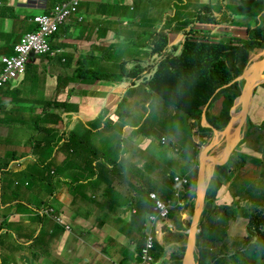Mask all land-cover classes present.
<instances>
[{
    "label": "crops",
    "instance_id": "crops-1",
    "mask_svg": "<svg viewBox=\"0 0 264 264\" xmlns=\"http://www.w3.org/2000/svg\"><path fill=\"white\" fill-rule=\"evenodd\" d=\"M57 1L61 0H7L8 6H5L3 5V0H0V34H16L15 37L22 38L25 34L30 33L25 31V27L36 28V24L33 21L34 17L46 13ZM118 1L119 0H84L80 13L72 16L66 21V24L61 28L60 33L54 41V45L62 49V54L57 58L51 56L32 57L28 64V73L25 80L10 89L8 109L14 110L16 114L20 113L22 115L15 118V120L17 123H24V128H17L11 121L4 122L7 124L10 123V127L5 133L7 136H5L4 144H0V167L8 163L9 153L15 149L13 143L16 140L20 144L17 152H21L22 156L17 157V154H14L13 160H20V158L24 157H28V159L20 162L19 167H12L10 169L11 174L9 176V182L14 179L16 181L10 188L9 198L5 197L9 189L8 186L5 187L1 183L4 189H1V201L3 203L0 205V251L3 245L5 246L4 243L3 245L1 244L2 235L3 241L4 236L9 235V230L6 228L7 223H2L6 221V218H9V220H16L15 223L19 222L21 225V229L18 228L16 232H22V234L13 233V236H15V244L12 243V247L14 249H17L16 246L20 245H22L20 248L25 247L26 245H24V242L20 241V239L30 243L27 242V250H17L13 254V257L8 259L7 262L0 259V264H43L44 259L51 263L57 262V264L128 263L134 259V257L130 255H134L135 251L139 250L143 242V239H137L134 236L135 232H128L125 224L113 229L101 228L100 226H96L98 220H95L93 213L89 215L81 214L80 207L83 205L84 197L76 192V189H74L75 185L69 189L72 190V193H76L75 201L77 203L70 201L69 194L72 193L64 192L66 190L60 187L57 188V195L61 193L59 197L48 198L47 195L49 190L44 182L50 175L45 174V172L40 173L43 179L39 182L27 181L23 173L21 177L19 176V172L32 171L33 168H31L30 165L38 164V167L41 168L43 162H50L54 169L61 166L63 168V174L78 176L80 172L74 165L76 161L80 159L95 158L102 154L108 155L107 159L113 154L112 157L117 161L121 159L123 155L129 157L131 153H127L128 149L126 150V143L127 140H129L127 139L128 134L138 138L142 132L141 128H144L147 137L150 136L152 139H144V141L140 142V145L150 150H154V147L157 146L156 144H158L160 136H158V134L155 136V131L159 129V126L156 125L155 129H153L150 134L151 125H154L151 109L149 104L145 105L140 101L142 97L148 95L149 92L148 89L143 88V84L145 83L144 86L149 87V80L154 74V62L149 54H144L139 57L142 58L144 66L147 68L145 70V75L143 73L140 76V84L131 83L129 79L126 81L118 79L114 81L106 80L96 83L90 82L84 78L85 81H83L79 79L80 76L76 74L81 66H85L89 69H94L96 67L92 59L93 55L90 51L91 48H88L87 44L95 37L96 30L101 31L104 29V26L109 25L111 20L121 18V16H118V10L122 0H120V2ZM219 1L221 0H217V2ZM103 2H107V4ZM217 14L220 16L222 15V13L218 12ZM82 16L85 20L80 18ZM162 16L163 12L161 13V19ZM247 16L248 15H246V18ZM163 24L164 27H169L167 23L163 22ZM226 26L225 24L217 25L220 30L223 29L221 27L225 28ZM235 26L238 25H234V27ZM110 28L111 27H109V29ZM168 32L170 36L173 37V41L171 42L173 45L176 43L174 36L175 31L168 30ZM135 33H138V31L136 29H131V27L125 31L123 35L126 36V38L129 36V39L125 38V42L130 43L131 35H135ZM121 38L113 45H122ZM13 44H15V40H13L12 37H7L6 39L2 38L0 40V46L3 48H10ZM64 59H66V61H64ZM132 64L134 65V62H131L130 69ZM0 67H2L1 64ZM99 68L97 70H99ZM103 68L109 71L110 66H103ZM44 84L48 89V93L46 94L39 91ZM27 88L29 90H27ZM46 95L49 96L47 102H67L71 105L68 111L55 109L57 112L64 114L65 125H60L58 121L56 122L58 123V131L56 134L57 146L54 147L55 151L53 156L46 153L49 146L44 144L45 135L42 132L33 139H28L26 144L24 143L27 137L20 134L26 131L27 125L25 124V120L32 119L31 116H24L27 110L22 109L21 106L35 107L33 112L28 109L30 114H35L37 118L38 116L42 117L43 114L41 113L44 111L39 110L36 106L41 107L47 103L39 100ZM58 96L60 100H58ZM55 110H49L47 112H56ZM258 110L259 109L256 111ZM116 113L117 116L115 115ZM1 115L2 113L0 112V116ZM111 116L114 117L115 125L109 122ZM132 118H134L132 121L135 125L131 123ZM13 119L14 118H12V120ZM138 119H142V121L139 122ZM99 120L100 126L98 127L97 123ZM29 122L28 120V123ZM1 133L2 132H0V134ZM27 135L29 136V133ZM39 141L42 143L40 144ZM194 141L197 143L196 139H194ZM51 142L52 141H48L47 143ZM0 143H2L1 140ZM94 144L98 146L99 151L89 152L87 146H93ZM107 145L116 146L118 150L111 152ZM5 146H8V149H5ZM221 150V147H218L211 151H214L212 152L214 154ZM151 152L153 153V151ZM193 156H195L194 149H187V155L185 157L193 158ZM99 160H102L101 157ZM228 160H230V156ZM22 164H24V168H22ZM134 164V168H138V165H136V163ZM108 166H110V164H108ZM108 166L103 168L107 169ZM47 169L49 171L50 168ZM156 169H158L157 182L150 181L151 172L149 170L147 173L148 175L142 176L141 183L143 182V184L140 183V186H137L135 190V192H137L131 194L139 197L137 201H134L131 196H128L129 200L126 202H120L113 197V192H116L117 195L124 194L125 188H122V184L125 181L117 186L105 188V184L107 183H102L97 178L98 182L92 185H97L98 191H100L103 196H106L102 200L104 204L108 201L107 204L113 206L128 205L131 213L133 212V208L143 209V217H145V213L149 209L145 208L146 200L144 199V202H142L139 196L140 193L143 195V189H148L144 185H148L152 188L151 191H155L162 198L166 199L173 196V192L169 190L170 182L168 174H163L158 167ZM215 169L216 167L214 170ZM7 172L8 171L4 173L0 172V175L4 176ZM103 175L110 177L109 172L106 171ZM81 176L84 177L89 175L85 172L81 173ZM153 183L155 186L151 185ZM6 185H8V183H6ZM116 187H119L120 190L115 189ZM87 190L88 186L86 191ZM48 204H53L54 206L56 204L59 210L65 213L63 214L65 217L67 216L74 221L73 225H71V230H65L60 233L61 235H54L50 233L49 229L53 227V223L46 217H38L33 214V212L31 214L33 217L28 219L20 217L21 213L28 212V206L39 208ZM103 209H107L106 205L103 206ZM139 213L140 211L138 213H132V215H134L133 217L136 215L134 219L136 231L144 233V226L140 223L142 217H137ZM183 216L184 214H182V217ZM42 218L46 220L40 221ZM182 219L185 220L184 217ZM167 223L173 224L172 221H167ZM85 224H87V226ZM2 226H4L5 229H2ZM38 228H42V230L39 232ZM33 229H35V231H33ZM82 229L87 231L85 235H82ZM109 231L111 232V238L109 242H106L105 234ZM35 243L40 244L44 249L34 248ZM178 243L180 242L171 239L169 243L159 244L164 248L166 247L172 250V247L169 245H176Z\"/></svg>",
    "mask_w": 264,
    "mask_h": 264
},
{
    "label": "trees",
    "instance_id": "trees-1",
    "mask_svg": "<svg viewBox=\"0 0 264 264\" xmlns=\"http://www.w3.org/2000/svg\"><path fill=\"white\" fill-rule=\"evenodd\" d=\"M147 1H150L148 5L145 3ZM118 2H120V0ZM165 2V4L163 3L160 5L156 0H122L118 10V16H121V19L128 22L131 29H136L138 32L141 31L142 35L148 36V34H150V38L147 40L150 44V50H146L145 54H151L149 53L151 50L154 53L162 51L171 53L163 60L162 66L151 82V86L157 94L164 100L178 106L192 118H201L203 108L206 104L211 102L212 105L215 101L222 99L223 108L217 116H213L211 119L209 118V120L217 129L224 130L227 128V125L232 118L231 109L234 102L242 93L245 84V78L237 81L234 80L240 76L249 65L251 53L256 48L264 47V0H245L243 5L237 6V11L244 14L242 18L243 23L249 26V37L230 38L228 41H221L220 38L217 39L218 41L212 40L213 38L220 36L222 33V30H220L217 25H214L217 23L213 13L215 5L209 4L208 2H199L198 0H166ZM161 12H163L162 19L160 18ZM246 15H248L247 18ZM163 22L167 23L169 27H164ZM168 30L183 32L187 38L185 41H180L173 46L170 43ZM1 35L2 34H0V36ZM15 35L16 34H8L7 37H12L13 40H15V44H17L21 41V37L17 38ZM7 37L3 39H6ZM126 39H129V36H127ZM131 42H122V45L117 44V46H128L131 45ZM133 42L135 43L136 39ZM8 45L11 46L10 44ZM13 47L14 46L5 49L9 51ZM125 56L126 58L119 66L122 67V76H120V73L117 75L114 73H109L108 75L104 73L102 74L97 70L99 67L96 65L94 69L81 66L77 75L80 76L79 79L82 78L83 81L86 79L90 82L101 80L114 81L116 79L121 81L129 79V81H131L140 78V73L143 69L142 66L132 64L131 69L127 68L131 62L139 59L133 58L132 56H135L133 53L127 52ZM133 59L135 60L133 61ZM23 79L24 78L19 79L17 82L22 83ZM230 83L231 85L229 86ZM10 91V85L0 88V112L2 113L0 122L11 121L17 128H24V123H17L15 118L13 120L11 119V116H14L16 112L8 109ZM53 104L54 106L56 105L57 109H63L65 111H68L71 108L70 103L67 102H53ZM43 119L48 121L45 123L48 125L52 121V125L49 127H43L40 122ZM61 120H65L64 114L57 111L46 112L42 117L38 116V118L32 117L31 120L29 119L30 122L34 121V124H38V130L45 135L44 144L49 146L46 153L50 156H53L55 151L54 147L57 146V125ZM57 121L58 123H56ZM250 121V124H252V119H250ZM109 122L112 125H115L113 120L110 119ZM262 124L264 125V122ZM194 125L195 122L191 121V134L193 136H198L200 130L203 128L195 127ZM197 125H200V122H198ZM254 126L255 125H251V127ZM213 135V130L208 129L206 136L201 139L200 146L207 145L209 138ZM201 137H203V135H201ZM48 141L52 142L47 143ZM1 142L2 143L0 144L3 145L4 142ZM39 143L41 144L42 142L39 141ZM192 145H194V143ZM87 147L89 152L99 151L98 146L95 144ZM194 149L198 151L196 146H194ZM112 155L113 154L110 155L109 159H107L108 155L102 154L95 158L80 159L76 161L74 167L80 172L78 176L63 174V168L61 166L54 169L53 167H50L52 166L50 162H43L44 168L47 171V168L54 169L49 178L44 182L48 187L49 194L52 198L59 197L61 195V193L57 195V188L59 186L71 188L75 185L74 189H76V192L80 193L82 197L88 196L89 194L86 193L85 188L87 187V184L80 182V179H82L81 173L87 172L90 177H93V179L98 178L102 183L110 182L112 178L103 174L105 171L110 172L115 170L113 167L117 163V160L114 159ZM100 157L102 160H99ZM233 158L234 156L232 158L230 157L231 165L233 164ZM248 159L257 160L256 158L251 157L250 154H247L241 156L237 162L244 164ZM108 164H110V166H108ZM106 166H108L107 169L103 168ZM218 169L226 180L227 167L222 166ZM0 172H4V167H0ZM10 174L11 172L9 170L6 175H0V205L2 197L1 189H4L3 185L5 187L8 186L6 183H9ZM23 175L27 181L30 180V182H39L43 179L41 178L42 174L34 173L32 171H24ZM222 182L223 181L217 179L211 181L208 199L213 200L217 189ZM139 184L138 186H140ZM195 185L196 179L193 180L192 187L194 188ZM254 191H256V189L252 186L250 192ZM149 192L150 189H143V195L142 193L139 195L142 202H144V199L146 200L145 208H147L151 202L149 199ZM69 195L70 201L77 203L75 201L76 193L73 192ZM237 202L242 208L240 209L237 203L236 211L238 213H236L235 208L229 207V216L225 223V237H230L235 234V239H237L242 235L247 226V237L244 238L245 242L241 245V258L239 264H244V262L246 264H264V234L257 225L258 220L256 213L258 212V207L253 205L247 207L246 205H242L239 200H237ZM50 205L54 206L53 204ZM104 205H106V208L108 209L113 207V205L107 203ZM55 207H57L56 204ZM191 212H193V205L191 206ZM143 213L144 210L140 209V213L137 217H143ZM206 214L207 213H205V215ZM233 218L235 219L234 221ZM230 222L232 223L231 227L229 226ZM188 225L189 222H187L186 226H183L184 229H186ZM206 225L207 224L202 221L201 234L203 236L208 234ZM2 229H5L4 226H2ZM181 236L184 237L185 233L181 232ZM207 240L209 241V245L212 248L214 247L213 251L217 249L219 252L221 251L219 234L210 233L207 236ZM233 246L234 243L233 245L231 244L227 250H235L234 247L236 245ZM157 248L160 252H163L166 256L170 257L169 260L164 261V264H182V260L175 255V251L161 246H158ZM211 253L217 255L218 251ZM135 254L136 256L140 255V247L139 250L135 251ZM207 255H209V252L205 250L201 251V254L197 258L200 264H210L213 261L212 259L214 258L205 259V256ZM235 261L237 263V258Z\"/></svg>",
    "mask_w": 264,
    "mask_h": 264
},
{
    "label": "rangeland",
    "instance_id": "rangeland-1",
    "mask_svg": "<svg viewBox=\"0 0 264 264\" xmlns=\"http://www.w3.org/2000/svg\"><path fill=\"white\" fill-rule=\"evenodd\" d=\"M156 1L161 5L164 3L165 0H156ZM198 1L207 3V0H198ZM149 2L150 1H147L145 3L148 5ZM216 2H217V0L213 1V3H216ZM3 5L8 6L7 0H3ZM82 7H83V4H82ZM237 9L238 8H235L234 11L237 15L236 17L239 18L241 13L238 12ZM161 13H160V18H161ZM60 19H62V15L56 14L55 20L60 21ZM111 21H110L108 26H104L103 30H101V31L96 30L95 31V37L92 39V41H89L87 44V47L91 48L90 51L92 52V55H93L92 59H93L95 65L98 67H101V68H99L100 72L102 74L104 73L107 75L109 73H115V75L120 73L121 74L120 76H122L123 75L122 67H119V66L123 62V60L126 58L125 54L127 52L135 54V56H132V57L135 59H139L137 61H134L135 59H133L134 64L144 67V63H143L142 59L139 57L141 55H144L146 49L150 47V44L147 41L150 38V34H148V36L142 35V32L139 31L137 34L131 35L132 36L131 37V40H132L131 45L115 46L113 44L116 41H118L121 37H122L121 41L125 42L126 36H124L123 33L125 31H127L128 29H130L131 26L129 25L128 22H125V20H123L121 18H116V19H113ZM238 22L242 23V19H239ZM54 27H50V28H54ZM109 27H111V28L109 29ZM34 30H35V28L25 27L26 32H32ZM236 34L239 35V33H236L234 31H227L225 34H223L221 36V40L228 41L229 38H231L233 35H236ZM241 34L246 36V33H241ZM1 39H2V37H0V40ZM135 39H136V42L134 43L133 41ZM172 41H173V37L170 36V43ZM20 44H22V41L19 42V45ZM37 47L42 48V47H44V44H40ZM46 48H47V53H52L54 51L53 48L49 47L48 45L46 46ZM5 52H9V51L0 46V54L5 53ZM149 53H151L149 55H150V57L153 58V61L157 62L155 59V53L152 50ZM15 54H16L15 50H12L10 53H7V55H9V56H14ZM25 57L26 58L36 57V54L29 52L28 54L25 55ZM64 60H66V59H64ZM103 66H110L109 71H107L105 68H103ZM127 68L130 69V65H128ZM27 70H28V67L26 66L25 63H23L22 65L19 66V70L16 72L15 71L12 72L11 75H12V77L19 79V78L23 77L24 73H26ZM25 78L23 79V81L25 80ZM139 79H141V78L133 79L130 82L140 84ZM103 81H105V80H103ZM103 81L101 80V81H97V82H103ZM108 82H110V81H108ZM18 84L19 83L17 82V80L13 79V81H11L9 83L10 89H12V87H15ZM51 84H52V82H51ZM144 84H143V88L148 89L149 92H148V95L143 96L140 101L145 105L149 104L150 109H151V116H152V118H154V125H151L152 127L150 128V134L152 133V130L155 129L156 125L159 126V129L157 131H155V136L158 134V136H160V140H159L158 144H156L157 146L154 147V150H150V149H145L144 146L140 145V142L144 141V139H147V138L152 139L150 136L147 137L146 131L144 128H141L142 132L138 136V138L132 137L131 134L130 135L128 134L127 139H129L130 141L127 140L126 150L128 149L127 153L130 152L131 154L129 157L128 156L125 157L126 155H123L121 157V159H119L117 161V163L113 167V169H116V170L115 171L112 170L111 172H109V176H110V178H112L111 181L105 182V183H107V184H105V188L106 187L110 188V187L117 186L118 184L125 181L122 184V188H125L124 194L117 195L116 192H113V197L116 200H119L120 202L128 201L129 200L128 196H131L134 201H137V199L139 197H137L135 195H131V194L135 192L138 184L141 183V181H142V176L143 175L146 176V174L149 172V170L151 172L150 181L157 182V175H158V169H156L157 167L160 169V171L163 174H166V175L169 174L172 170L177 169L181 173L186 174L191 180H195L198 177L199 164L197 163V160L199 159V155L195 149H194L195 156H193V158L180 157V156H177L176 154L173 153V151L175 153H179L178 151H176V148H180V147L185 153H187V149H190V148L192 149L191 144L194 143V139L198 140V137L194 138V136L191 134V130H190L191 119H190V117L187 114H185L184 112L180 111L178 106L173 105L171 102L164 100L162 97H159L157 95L154 96V92H153L152 88L149 89V88L145 87ZM263 87L260 86L257 89L256 95H255V98L253 101V105H252L251 111H250V117L252 118V120L255 123L261 124V125H256L254 130H252L249 133L248 137L245 140V143L241 144L240 146H238L235 149V151L231 155V158L234 156L233 164L231 165V160H230L228 162H225L222 165H218L217 171L213 174V178H212V180L217 179V180H221L224 182L225 178L219 172L218 168L222 167V166H226L227 167V169H226V171H227L226 180L229 183V189H231L232 193L235 195H239L240 191H242L240 203L242 205H253L255 207L264 206V193H262V192L248 193L249 186L246 184L245 181L253 180V179H257V180L262 181V182L264 181V128H263L264 125L262 124L263 120H264V88ZM27 90H29V89L27 88ZM39 91L43 92V94L48 93V89L45 87V84L41 87V89H39ZM48 98H49V96L46 95L45 97H41L39 100L41 102H47ZM58 100H60L59 96H58ZM155 106H156V108L154 109ZM21 108L27 110L26 114H24L25 117H28V116H31L33 118L35 117V114H30V112L28 111V109H30L33 112L35 110V107H33V106H21ZM36 108H38L41 111H44L45 113L49 110L57 109L56 105L54 106V104L51 102H47L44 105H42L41 107L36 106ZM222 108H223L222 99H219L212 106V112H214V113L219 112ZM257 109L260 110V116L256 115ZM44 112L41 114L44 115L45 114ZM115 115L117 116V113ZM20 116H22V115L20 113H17L14 116H11V119L17 118ZM110 119L114 121L113 116H111ZM28 120L29 119L25 120L26 125L28 124ZM132 120H134V118H132L131 121ZM138 121L141 122L142 119H138ZM40 122L42 123V126L46 125L47 127H49L50 125H52V121L49 125L45 124L48 122L45 119L41 120ZM131 123H132V125H135L133 123V121ZM0 124H1L0 125V132H2L0 134V140L4 142L5 138H6L5 136H7V135H5V133L8 131L10 124L4 123V121H1ZM99 124H100V120L97 123L98 127L100 126ZM37 125L38 124H34V121H31L27 125L26 131H24V133H20L21 135H24L27 137L25 139L24 144H26L28 142V139L31 140L34 137L41 134V133H38L40 131L38 130ZM60 125H65L64 120H61ZM195 125H197L196 122H195ZM28 133H29V136L27 135ZM164 133L167 136L166 137L167 142L165 145H163V143H162ZM246 133H247V131H246ZM170 139H172V140H170ZM137 141H138V144H137ZM93 142H95V141H93ZM183 142H185L187 144V146H184ZM95 143H97V142H95ZM177 143L180 144L181 146H174ZM8 144H9V142H8ZM13 145H15V149L9 153L8 163H5L2 165V167H4V172L9 171L12 167H14V168L19 167L20 162L28 159V157H24V158H20V160H13L14 154H17V157L22 156L21 152H17V150L19 149L18 146L20 145L19 142L16 140L13 143ZM107 147L110 148L109 150L111 152H115L118 150V148L116 146L107 145ZM5 149H8V146H5ZM151 151H153V153ZM180 153H182V152H180ZM241 154H243L244 156L247 154H250L251 157H254L257 160L255 161V160L248 159L244 164L239 163L237 161H238V159H240L241 156H243ZM134 163H136V165H138V168H134V166H135ZM40 166H41V163H40ZM30 167L33 168L32 172L38 173V174H40L41 172H45V174L50 175V174H52V172L54 170L53 168H50L49 171H47L44 168V165H42L40 168V167H38V164L30 165ZM22 168H24V164H22ZM22 173H23V171L19 172L20 177H21ZM94 179H93V177H90V175L84 176V177H82V179H80L81 183L84 182L85 184H87L88 190L86 191V193L89 194L88 196H84L83 205H82V207H80L81 214L89 215V214L93 213L95 216V220L96 221L98 220L97 221L98 223L96 224V226H100L101 228L105 227L106 229H113V228H117V227H120L121 225L125 224L127 226L128 232H135L134 236L137 239H143L144 233H142L140 231H136V224L134 222V217H133L134 215H132V213H138L140 211V209L133 208L132 213L130 212L131 210H129L128 205L127 206H123V205L113 206L110 209H108V208L103 209L104 203L102 202V200L106 196H103L100 193V191H98L97 185H92V184H96L98 182L97 179H95V180ZM15 181L16 180L14 179L13 181L8 183L9 189H8V192H6L5 197L9 198L10 188L14 184ZM259 181H256L254 183H258ZM91 182H93V183H91ZM141 184H143V182ZM243 184H244V189H243ZM151 185L155 186L154 183ZM144 186L150 190L152 189L148 185H144ZM59 187L62 188L63 190H66L65 192L72 193V191L69 189V187H64V188L61 186H59ZM54 188H56V187H54ZM85 188L87 189V187H85ZM224 188L225 187L222 186L217 192V199L214 202L216 204V206H215L216 209L213 208L212 204L208 205V207L210 209V214L206 217V219H205V217H202L200 219V221H203L205 224H207L206 229L209 233H211V234L216 233V234L220 235V244L221 245L225 244L226 246H230L231 244L233 245V243H234V246L236 245L235 247L233 246L235 248V250L227 252L226 257H225V255H224V257H223V255L221 257H219L218 255L220 252L218 249L213 251L214 247L211 250L203 247V249H201L199 251V253L201 254L202 250L209 252V255L205 256V259L216 258V262H215L216 264H239V261L241 258L240 251H241V245L243 244V239H235V238L224 236V229L226 227L224 226L222 219L226 222L227 218L218 212V210L220 208L218 206V204H220L222 199H223L222 192H223ZM115 189L120 190L119 187H116ZM48 198H51V197L48 196ZM2 203L3 202L1 201V204ZM237 203L238 202H236L232 206L233 208H235L236 213H238L236 211V208H237L236 204ZM238 205H239V203H238ZM239 208L240 209L242 208L241 205H239ZM27 209H28V212H24V213L20 214L21 218L28 219L30 217H33L31 215L32 212H33V214H35L38 217H46L47 219L51 220L53 223V227H51L49 229H50V233H53L54 235H56V234L61 235L60 233L64 232L65 230H71V225H73V222H74L69 217H67V216L65 217L63 215L65 213L63 211H60L58 207H55L52 205H49L46 207L43 206V207H39V208H34V206H28ZM149 209L156 215L160 214V211L156 210L154 207H149ZM0 214H1V211H0ZM181 217H182V215L180 214L178 209L174 210L169 217L170 221L173 222V225L175 226L176 231L182 230V228H183L181 225H179V221L181 220ZM5 220L6 221L2 222V223H7L6 228L9 230V232H8L9 235L4 236V241H3V235H2L1 244L3 245V243H4L5 246L3 245L2 250L0 251V259L3 260L4 262H7L8 259H11L13 257V254L17 250H19V249L27 250V242L28 241L25 242V240L20 239V241L24 242V245H26V246L20 248V246H22V245H20V246H16L17 249H14L12 247V243L15 244V241H14L15 236H13L14 235L13 233H15L18 228L21 229V225L19 222L15 223L16 220H9V218L8 219L6 218ZM42 220L44 221L46 219L42 218L40 221H42ZM140 223L144 227L149 226L152 229H155V227H156V225L154 223L153 224L150 223L149 219L146 216L141 218ZM85 225L87 226V224H85ZM229 226L230 227L232 226L231 222L229 223ZM166 227H168L170 229L172 228L171 226H168V225L164 226L165 229H167ZM42 228H38L39 232L42 230ZM33 231H35V229H33ZM81 233H83L82 235H85L87 233V231L85 229H82ZM176 233L177 232H170V231H168V229H167L166 233H165V231L164 232L155 231L153 233L154 241L156 243H160V244L169 243V241L171 239H174V240L176 239ZM18 234H22V232H18ZM110 234H111L110 231L107 232V234H105L106 242H109V239L111 238ZM242 235H243L242 237H244L246 235V232L242 233ZM28 243H30V242H28ZM31 243H33V242H31ZM169 246L170 247L175 246V249H176V245L170 244ZM47 247H48V245H47ZM34 248L42 249V250L44 249L43 246H40V244H37V243H35ZM216 251H218L217 255H213V253H211V252H216ZM130 256H133L135 258L136 254L134 253V255H130ZM236 258H237V263L235 261ZM53 263L57 264V262H53ZM53 263H51L49 261H45V259L43 260V264H53ZM244 264H246V263L244 262Z\"/></svg>",
    "mask_w": 264,
    "mask_h": 264
},
{
    "label": "clouds",
    "instance_id": "clouds-1",
    "mask_svg": "<svg viewBox=\"0 0 264 264\" xmlns=\"http://www.w3.org/2000/svg\"><path fill=\"white\" fill-rule=\"evenodd\" d=\"M83 1L84 0H78V2H76V0H61V1H57L51 7V9H49L46 13L39 14V15H36L34 17L33 21L36 24V28H35L34 31L30 32L31 34L40 33L41 30H42V25L40 23H38V21L36 20L39 17L40 18H50L51 20H53L54 22L57 23V27H58L56 31H54L53 33H51V34H49L47 36L46 44L44 45V47H42V48L41 47H35V49L32 51V53L36 54V57L51 56L53 58H57V57H59L62 54V52H63L62 49L56 47L54 45V41H55L56 37L58 36V34L60 33L61 28L66 24V21H68L72 16L77 15V14L80 13ZM244 1L245 0H239V1H222L221 0V1L217 2V3H213V1H207L209 4L215 5L213 13H214V17L216 18L217 23L214 24V25H221V24L222 25L223 24L227 25L225 28L221 27V28H223V29H221L222 30L221 35L218 36V37L213 38L212 40L218 41L217 39H219V38L221 39V36L223 34H225L227 31H234L236 33H239V35H237V34L233 35L231 38H237V37L248 38L249 37V33H248L249 26L246 25V24H243V19L242 18L244 16V14H240V17L238 18V17H236L237 15H236V13L234 11V9L237 8V6L243 5ZM103 3L107 4V2H103ZM217 12L218 13H222V15L221 16L218 15ZM56 14L62 15V19H60V21H56L55 20V15ZM81 18L83 20H85V18L83 16ZM239 19H242V23L238 22ZM234 25H238V26L234 27ZM241 33H246V36L242 35ZM27 34H29V33H27ZM27 34H25V35H27ZM7 36H8V34H2L0 37L5 38ZM24 36L21 38V41L24 38ZM174 36H175L176 43H179L180 41H185V39L187 38L186 35L183 34V32H175ZM175 44H173V46ZM17 45H19V43L13 44L14 47L7 53H10L12 50H15L16 54L14 56H17V52H16V46ZM47 45L49 47L53 48V50L55 52L53 51L52 53H47V48H46ZM146 50H150V47L147 48ZM7 53H1L0 54V64L2 65V67H0V69H2V70L4 68H6V64L3 61L4 58H12V57H14V56L7 55ZM169 54H171V53L170 52L167 53L165 51L155 52V59H156L157 62L153 61L154 62L153 63L154 74L152 75L151 79L149 80L150 86L147 87V88H149V89L152 88L151 82L153 81V78L156 76L157 72L159 71L160 67L162 66L163 60ZM30 59L31 58H27L26 61H25V64H26L27 67H28V64L30 62ZM263 59H264V47L256 48L251 53V59H250L249 65L247 66L245 71L247 69H249L255 62H257L256 64L259 65V61H261ZM64 61H66V60H64ZM142 68L143 69H142V71L140 73V76L143 73L145 75V70L147 69L145 66L144 67L142 66ZM259 68H260V66H258V69ZM27 73H28V70L26 71V73H24L23 77H21L19 79L25 78L27 76ZM243 73L241 75H243ZM240 76H238L234 81L240 80V79H238ZM13 79L14 80H19L18 78L12 77L11 81H13ZM80 79H82V78H80ZM241 79H243V78H241ZM246 82H247V78H245V84H246ZM9 83L7 84V86L9 85ZM245 84H244V86H245ZM230 85H231V83L229 84V86ZM226 86H228V85H226ZM244 86H243V88H244ZM260 86H264V84H262ZM257 89H256V91H257ZM152 90L154 92V96L157 95V96L161 97L160 95L157 94V92L153 88H152ZM242 91H243V89H242ZM256 91H255V94H254L253 98H255ZM241 94L236 98L234 104L238 101V99L241 96ZM253 101H254V99H253ZM216 102L217 101H215L212 105H211V102H209L208 104H206L204 106L201 118H192L186 112H184L183 110H181L179 108L180 111L184 112L185 114H187L190 117L191 121L196 122L197 124H198V122H200V125H194L195 127L203 128L202 130H200L198 136H194V138L198 137V140H197V143L194 141V145L192 146L193 149H194V146H196V149L198 150L197 151L198 155H199V159L197 160V163L199 164L198 169L200 168V165H201V157H205L207 163H212V174L211 175H207V173L205 172V176L208 177V186H207V190H206L204 209H203L202 214H201V216H200V218L198 220V223L196 225V229L193 231L192 224H193L194 212H195V207H196V199H197V197H196L197 179H196V185L193 188L192 187L193 180H191L186 174L181 173L180 171L175 169V170H172L168 174V179H169V182H170L169 190L173 192V196L172 197H169V198L165 199V198L160 197L155 191H151L150 190V192H149V199L151 200V202L149 203V206L147 207V209H149V207H154L155 208L157 200H161L167 205L168 210H169L168 211V215L165 218L160 219V220H158L157 222L154 223L156 225V227H155V229H153V233L155 231H159V230L163 231V232L164 231L167 232V229L170 232H177L175 240L179 241L180 243L176 244V249H175L174 246H172V251H175V255L182 260V264H187L186 263V259H187V254L189 252L192 255L193 262H197V264H200L199 261L197 260L198 256L200 255L199 251L201 249H203V247H205L207 249H212V247L209 245V241L207 240V236L210 233L208 232V234L206 236H203L201 234L202 221H200V219L202 217H205V219H206V217L210 214V209H209L208 205L212 204L213 208L216 209V207H215L216 204L214 202L217 199L218 190L222 186L225 187L223 192H222L223 199H222L221 203L218 204V206L220 207L218 212L221 213L222 215L226 216L227 219H228V216H229V207H232L237 202V200L240 201V198H241L242 191L239 190L240 194H239V196H236L235 194L232 193L231 189H229L228 181L225 180L224 182H222L219 185L213 200L208 199V192H209V189H210V183L212 181L213 174L217 171V166H218V165L214 166L213 162H212V159L210 160V158H208L210 155L213 154L212 152H214V151H211V150H213L214 148L217 149L218 147H221L222 150L220 152L214 153V154H219V153H221L224 150V148H226L227 145L231 146V144H232L234 139L237 140V137L235 136L234 133H232L231 136H230V139L227 140V138H226L227 135H223V133H222L227 128L224 129V130H219V129H217L215 127V125L211 124L209 118L211 119L213 116H217L219 114V112L221 111L220 110L219 112H215V113L212 112V106ZM252 105H253V102L251 104V107H252ZM251 107H250V111H251ZM155 108H156V106L154 107V109ZM236 113H237V115H239V118L237 119V121H236V123L234 125V128H236L239 125V121L241 119V107L240 108L238 107ZM231 116L233 117L232 109H231ZM250 119H252V118L250 117V113H249L247 121L245 122L244 127H243V129L241 130V132L239 134V139H238L236 145L233 147V149L231 151L230 157H231V155L233 154V152L235 151V149L238 146H240L241 144L245 143L246 138L248 137L249 133L252 130H254L255 126L256 125H261V124L255 123L253 120H252V124H250V122H251ZM153 120H154V118H153ZM251 125H255V126L251 127ZM208 129H212L213 132H214V135L209 138L207 145L200 146L201 139L204 138V136H206V134L208 133ZM195 130H197V129H195ZM216 131H219L218 135L216 134ZM246 131H247V133H246ZM201 135H203V137H201ZM164 137L162 139L163 145H165L166 142H167V139H166L167 136H166L165 133H164ZM217 137H218V143L215 144V140H216ZM170 140H172V139H170ZM183 144H184V146H187V144L185 142H183ZM210 144H214L215 146H213V148L208 150L207 153H203V150L207 146H209ZM174 146H181V145L177 143ZM176 151H178L179 153H175L174 151H173V153L176 154L177 156L185 157L187 155V153H185L181 149V147L180 148H176ZM180 152H182V153H180ZM226 162H228V160ZM215 167H216V169L214 170ZM198 174H199V171H198ZM256 181H259V180L253 179V180L245 181L246 184L249 186L248 193H251L250 192V188L252 186L255 187V189H256V191H254V192H262V193H264V181L263 182L259 181L258 183H254ZM243 189H244V184H243ZM151 193L154 194V197L151 196ZM47 196L51 197V195L49 193H48ZM192 205H193V212H191V206ZM46 206H49V204L46 205ZM246 206L250 207L251 205H246ZM176 209L179 210L181 215L184 214L183 217L185 218V220H183L182 217H181V220L179 221V225H181L183 227V226H186L187 222H189V225L186 227V229H184V227H183L182 230H177L176 231L175 226L173 224L167 223V221H170L169 217H170L171 213L174 210H176ZM150 213H153V212L149 209L145 213V216L147 217L148 214H150ZM205 213H207V214L205 215ZM256 214H257V220H258L257 221V225L260 228L261 232L264 234V206H259L258 207V212ZM234 220L235 219L233 218V221ZM222 221H223V224L225 226L226 222L223 219H222ZM166 225L171 226L172 228L170 229V228L166 227L167 229H165L164 226H166ZM145 228L146 227H144V238H143V242H142V244L140 246V251L145 246ZM246 228H247V226H246ZM246 228H245V231H244V232H246V235L244 237H242L243 235H241V236H239V238H237V239H243V244L245 242L244 238L247 237ZM192 231H193L194 236L192 235ZM181 232L185 233L184 237L181 236ZM225 235H226V228L224 229V236ZM230 237L231 238H235L236 235L234 234V235H231ZM192 240H193V243H192ZM158 246H161V245L159 243L154 242V248L152 250V255H153L152 264H164L165 260H169L170 259V257L166 256L163 252L159 251V249L157 248ZM230 246H226L225 244L224 245L220 244L221 251H220V254L218 256L221 257L223 255V257H224V255H225V257H226L227 256L226 253L229 252V251H232V249L231 250H227ZM161 247H163V246H161ZM134 259L137 262L140 259V257L136 256ZM212 260L213 261L210 264H213V263L216 264L215 263L216 262V258H214ZM188 264H192V263L190 262Z\"/></svg>",
    "mask_w": 264,
    "mask_h": 264
},
{
    "label": "water",
    "instance_id": "water-1",
    "mask_svg": "<svg viewBox=\"0 0 264 264\" xmlns=\"http://www.w3.org/2000/svg\"><path fill=\"white\" fill-rule=\"evenodd\" d=\"M256 63L257 62H255L249 69H247L243 73V75H241L238 78V79H241L245 77L247 78V82L243 88L241 96L239 97L238 101L234 104L232 108L233 117L229 125L227 126V129L224 132H222L223 135H227L226 136L227 140H229L231 134L234 133L235 136L237 137V140L234 139L231 146L227 145L226 148H224V150L221 153L212 154L208 157L210 158V160L212 159L214 166L222 165L228 160L233 147L236 145L239 139V134L241 130L243 129L244 124L247 121V118L249 116L250 107L254 99L253 97H254L255 91L260 85L264 84V59L259 61V65ZM258 66H260V68L256 70ZM238 107L239 108L241 107V119L239 121V125L236 128H234V125L237 119L239 118V115H237L236 113ZM216 134L218 135L219 131H216ZM216 143H218V137L215 140V144ZM213 146L215 145L210 144L209 146H207L203 150V153H207L208 150L213 148ZM205 172L208 173V175L212 174V163H207L205 157H201V165L199 168V174H198L197 185H196L197 199H196V207H195L193 224H192L193 231L196 229V225L198 223V220L202 214V211L205 205V196H206V190L208 186V177L205 176ZM193 231H192V235L194 236ZM192 243H193V240H192ZM190 262L192 264H197V262H193L192 255L189 252L187 254L186 263L188 264Z\"/></svg>",
    "mask_w": 264,
    "mask_h": 264
},
{
    "label": "built area",
    "instance_id": "built-area-1",
    "mask_svg": "<svg viewBox=\"0 0 264 264\" xmlns=\"http://www.w3.org/2000/svg\"><path fill=\"white\" fill-rule=\"evenodd\" d=\"M78 2V0H76ZM38 23L42 25V30L40 33L27 34L22 39V44L16 46L17 56L12 58H4V63L6 64V68L3 70L0 69V88L6 86L12 80V72H16L19 70V66L25 63L26 57L25 55L29 52H32L35 47L40 44H46V38L49 34L53 33L57 30V23L51 20L50 18H37ZM55 26V27H54ZM54 27V28H50ZM151 196L154 197V194L151 193ZM155 209L160 211L159 215L150 213L147 218L150 223H155L160 219L165 218L168 215V207L167 205L161 201L157 200ZM154 237H153V229L149 226L145 228V246L140 251V259L136 262V260L132 259L128 263L122 264H152L153 255L152 250L154 248ZM121 264V263H119Z\"/></svg>",
    "mask_w": 264,
    "mask_h": 264
},
{
    "label": "bare ground",
    "instance_id": "bare-ground-1",
    "mask_svg": "<svg viewBox=\"0 0 264 264\" xmlns=\"http://www.w3.org/2000/svg\"><path fill=\"white\" fill-rule=\"evenodd\" d=\"M258 69V67L256 68V70ZM256 115L259 116L260 115V110L256 111Z\"/></svg>",
    "mask_w": 264,
    "mask_h": 264
}]
</instances>
